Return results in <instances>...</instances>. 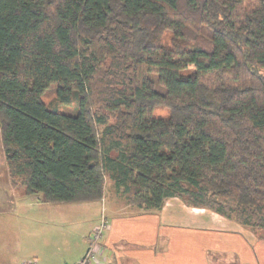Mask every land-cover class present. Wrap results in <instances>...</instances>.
Masks as SVG:
<instances>
[{
    "label": "trees",
    "instance_id": "1",
    "mask_svg": "<svg viewBox=\"0 0 264 264\" xmlns=\"http://www.w3.org/2000/svg\"><path fill=\"white\" fill-rule=\"evenodd\" d=\"M0 129L17 193L264 238V0H0Z\"/></svg>",
    "mask_w": 264,
    "mask_h": 264
},
{
    "label": "crops",
    "instance_id": "2",
    "mask_svg": "<svg viewBox=\"0 0 264 264\" xmlns=\"http://www.w3.org/2000/svg\"><path fill=\"white\" fill-rule=\"evenodd\" d=\"M5 171L1 179L6 182L7 191L14 194L11 201L23 199L26 195L12 190L6 168ZM3 194L1 205L3 196H7ZM30 196L36 206L27 211L25 219L21 211L26 210L16 209V202L0 207V264H22L24 260H35L37 264L76 262L77 258L68 257L61 245L56 244V214L68 207L88 211L94 203H45L41 196ZM73 205L76 206L71 208ZM126 208L106 209L107 214L115 215L112 218L108 215L111 227L101 241V259L105 264H264V239L218 214L188 207L179 200L168 201L159 212L129 208L130 213L122 215ZM47 217L53 218L52 222ZM42 223L50 227L47 233L36 229ZM244 231L257 240L247 239L249 234ZM238 243L245 247L240 255L233 250Z\"/></svg>",
    "mask_w": 264,
    "mask_h": 264
},
{
    "label": "rangeland",
    "instance_id": "3",
    "mask_svg": "<svg viewBox=\"0 0 264 264\" xmlns=\"http://www.w3.org/2000/svg\"><path fill=\"white\" fill-rule=\"evenodd\" d=\"M44 101L49 106L57 107V96H56L55 88L50 89V91L45 95ZM155 114L157 116L166 117L169 114V110L166 108H158L155 111ZM5 168L7 170L6 156L2 146L1 129H0V195H2L5 192L7 193L9 191V189L5 186L6 182H4L3 179H1L2 177L1 174L6 172ZM3 195H7V196H3L4 199L2 200V205L0 202V207L6 208L10 206L9 205L10 203L13 204L16 202V205H14L16 209L19 208L21 210L22 208L26 210V211L23 210L21 211L22 217L24 219L27 211L30 210L29 212H31V210L36 206L33 196L26 195L23 199L17 198L14 201H11V198L14 195L13 193L8 192L7 194H3ZM102 203L100 204L94 203L92 207H89L90 209H88V211H85L83 208L75 210L73 207L76 205H73L71 207L73 208V210H71L68 207V209L65 212L56 214L58 221L57 228H55V230H58L56 244L59 243L61 245L60 247L65 250V254H67L68 257H72L73 259L77 258L76 262L72 261L71 264L74 263L79 264L83 260L89 248L90 237L102 225L103 220H106L107 221L106 223L108 225V228L105 229L103 232V237L110 230L111 222L109 217L112 218L114 217L115 214H113V212H108L107 214L106 213L107 207L110 208V210L115 209V207L118 209L127 207L126 208L127 210L123 212L124 214L122 215H127L128 213H130L129 208L131 210L133 208L139 210V208L130 205L127 202V198L123 194L116 193V189H114L112 182L110 180L107 181L105 199ZM46 219H49L51 222L53 220V218H48V217ZM33 222L34 221H32L31 223L29 222L27 223L32 224ZM36 229H39L41 232L45 231L47 233L50 230V227L42 223L40 225H37ZM55 230H53L52 232H54ZM89 231L90 233H88ZM244 234L246 235L249 233L244 231ZM246 236L247 239L251 241L257 240V239H253L250 236V234ZM258 238L261 239L262 237L259 236ZM244 248L245 247L243 244L238 243L235 244L233 250L240 255V253H242L241 250H244Z\"/></svg>",
    "mask_w": 264,
    "mask_h": 264
},
{
    "label": "built area",
    "instance_id": "4",
    "mask_svg": "<svg viewBox=\"0 0 264 264\" xmlns=\"http://www.w3.org/2000/svg\"><path fill=\"white\" fill-rule=\"evenodd\" d=\"M106 222V220H103L102 225L90 237L88 251L79 264H105V262L101 259V241L104 230L108 228ZM22 264H37V262L35 260H24Z\"/></svg>",
    "mask_w": 264,
    "mask_h": 264
}]
</instances>
